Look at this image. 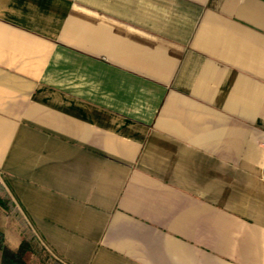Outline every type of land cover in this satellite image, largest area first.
<instances>
[{
  "label": "crops",
  "instance_id": "1",
  "mask_svg": "<svg viewBox=\"0 0 264 264\" xmlns=\"http://www.w3.org/2000/svg\"><path fill=\"white\" fill-rule=\"evenodd\" d=\"M0 181L65 264H264V0H0Z\"/></svg>",
  "mask_w": 264,
  "mask_h": 264
},
{
  "label": "trees",
  "instance_id": "2",
  "mask_svg": "<svg viewBox=\"0 0 264 264\" xmlns=\"http://www.w3.org/2000/svg\"><path fill=\"white\" fill-rule=\"evenodd\" d=\"M0 211L4 212L6 215H12L15 220H19L23 224L20 241L15 247H10L4 242V232L0 229V264H32L33 259L39 254V243L36 234L32 231L30 226L25 224L26 220L16 208L15 202L10 193L1 182ZM47 264L64 263L53 260Z\"/></svg>",
  "mask_w": 264,
  "mask_h": 264
},
{
  "label": "rangeland",
  "instance_id": "3",
  "mask_svg": "<svg viewBox=\"0 0 264 264\" xmlns=\"http://www.w3.org/2000/svg\"><path fill=\"white\" fill-rule=\"evenodd\" d=\"M26 222L25 224L30 226L29 223ZM22 225V222L19 220H15L12 215H6L4 212L0 211V229L4 232V242L8 246L15 247L18 244V242L20 241L21 228L23 227ZM36 237L39 243V254H37V256L33 259L32 264H47L48 262H52L53 260L61 261L45 247V245L41 241V238L37 236V234Z\"/></svg>",
  "mask_w": 264,
  "mask_h": 264
}]
</instances>
